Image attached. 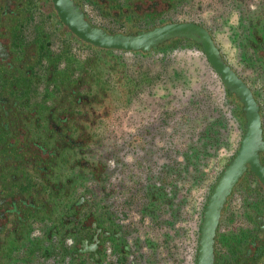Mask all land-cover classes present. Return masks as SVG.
Here are the masks:
<instances>
[{
	"label": "flooded vegetation",
	"instance_id": "flooded-vegetation-1",
	"mask_svg": "<svg viewBox=\"0 0 264 264\" xmlns=\"http://www.w3.org/2000/svg\"><path fill=\"white\" fill-rule=\"evenodd\" d=\"M71 1L110 35L188 25L199 41L102 49L53 0H0V264H200L209 202L248 125L207 39L260 125L211 264H264V0ZM179 58L198 61L186 77Z\"/></svg>",
	"mask_w": 264,
	"mask_h": 264
},
{
	"label": "water",
	"instance_id": "water-1",
	"mask_svg": "<svg viewBox=\"0 0 264 264\" xmlns=\"http://www.w3.org/2000/svg\"><path fill=\"white\" fill-rule=\"evenodd\" d=\"M55 7L63 22L80 39L102 49H116L125 51H150L157 48L158 45L175 37H187L199 41L194 35H191L192 27L188 25L166 26L154 31L140 32L137 35H110L107 32L91 27L83 18L80 9L73 4L71 0H53ZM206 50L211 62L222 76L224 82L230 87L231 91L237 93L245 103L248 112V125L245 143L256 139L260 135L259 118L255 104L247 92L244 85L235 77V75L220 61L213 51L210 40L205 44ZM244 143L236 161L226 170L219 185L209 202L206 213L205 239L202 243L200 264H211L212 262V237L216 227L221 207L232 190L236 181L244 171L245 159L251 154L254 160H257V153H248L247 146ZM260 169V168H255Z\"/></svg>",
	"mask_w": 264,
	"mask_h": 264
},
{
	"label": "rangeland",
	"instance_id": "rangeland-1",
	"mask_svg": "<svg viewBox=\"0 0 264 264\" xmlns=\"http://www.w3.org/2000/svg\"><path fill=\"white\" fill-rule=\"evenodd\" d=\"M186 58H179L177 61H176V65H175V67H174V70H173V72H176V71H179L180 72V74H181V76H188V74L186 73V74H184L183 73V69L185 70L186 69V66H184L187 62L188 63H194V64H196L198 61L196 60V59H193V60H189V61H187V60H185ZM185 76V77H186ZM177 82H181V81H177ZM189 82H190V80H189ZM179 94H181V92H179ZM20 97H22V96H20Z\"/></svg>",
	"mask_w": 264,
	"mask_h": 264
}]
</instances>
